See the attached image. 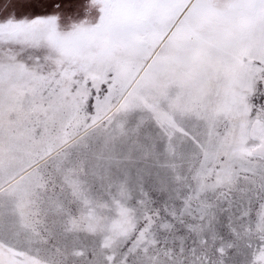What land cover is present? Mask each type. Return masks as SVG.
Listing matches in <instances>:
<instances>
[{
  "label": "snow or ice",
  "instance_id": "obj_1",
  "mask_svg": "<svg viewBox=\"0 0 264 264\" xmlns=\"http://www.w3.org/2000/svg\"><path fill=\"white\" fill-rule=\"evenodd\" d=\"M0 264H264V0H0Z\"/></svg>",
  "mask_w": 264,
  "mask_h": 264
}]
</instances>
